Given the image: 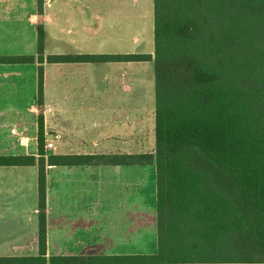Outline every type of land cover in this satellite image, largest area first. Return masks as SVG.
Here are the masks:
<instances>
[{"label":"trees","instance_id":"1","mask_svg":"<svg viewBox=\"0 0 264 264\" xmlns=\"http://www.w3.org/2000/svg\"><path fill=\"white\" fill-rule=\"evenodd\" d=\"M42 1L37 0L39 13ZM0 57L1 64H42ZM46 63L152 62L154 153L0 156L37 168V252L0 264H264V0H153V53L47 56ZM38 68L37 105H43ZM156 177L151 254L48 255L47 167L150 166Z\"/></svg>","mask_w":264,"mask_h":264},{"label":"crops","instance_id":"2","mask_svg":"<svg viewBox=\"0 0 264 264\" xmlns=\"http://www.w3.org/2000/svg\"><path fill=\"white\" fill-rule=\"evenodd\" d=\"M74 5L84 3L43 0L39 13L37 0H0V57L33 56L36 59L37 27H42L44 33L42 64L36 60L32 64L0 63V156L25 155L24 147L17 142L20 138L36 146L39 114L44 117L47 139L51 137L55 147L65 152L59 155H106L92 148L100 141L89 144L80 141L105 136L110 128L108 121L114 118L109 117V113L131 125L134 120L138 123L140 96L133 80L140 62L46 63L47 56L141 55L137 53L139 41L135 36L129 40L122 27H110L102 20L91 24L78 16ZM39 66L43 71L41 108L37 105ZM109 81L112 82L111 92L107 89ZM13 130L17 135H13ZM62 137H76L79 141L69 143L68 139L69 150L65 151V144L60 143ZM86 145L89 148H84ZM59 168L47 167V181L50 172ZM29 198L36 200L29 209L33 212H11V201L21 203ZM48 206L47 197V210ZM37 212V168L0 166V257L12 255L7 250L12 249L13 225L17 229L24 224V230L32 225L33 241L36 240L37 221L32 216H37Z\"/></svg>","mask_w":264,"mask_h":264},{"label":"rangeland","instance_id":"3","mask_svg":"<svg viewBox=\"0 0 264 264\" xmlns=\"http://www.w3.org/2000/svg\"><path fill=\"white\" fill-rule=\"evenodd\" d=\"M76 1L84 3L82 6L74 5L79 17L89 20L91 24L102 20L103 24L108 23L110 27H122L129 40L135 36L139 41L137 53L148 54L153 51V0ZM108 69L111 70V67ZM133 81L140 96L138 123L134 120V125H131V122L121 121V118L109 113V117L114 118L108 121L110 128L105 131V136L86 137L80 142L89 144L100 141L92 147L100 151L99 154L154 153L153 63L140 62L139 69L134 71ZM107 89L113 91L111 81ZM50 124L48 116L49 130ZM12 133L17 135L15 130ZM68 139L60 138V143L65 144V151L69 150L66 146ZM47 140L51 139L46 136V155L65 153L59 151L57 146L55 151L47 149ZM76 140L79 141V138H70L69 143ZM30 142L24 147L25 155L36 153L37 136L36 146ZM84 148L89 147L86 145ZM47 197L48 255H131L155 252L157 210L153 165L61 167L52 170L48 176ZM33 203L36 204V200L33 202L32 198L21 203L11 201V212H33L29 210ZM32 218L37 221L36 215ZM24 226L18 225L16 229L13 225L11 229L12 249L7 250L11 251V256L34 255L37 252V237L35 241L32 237L33 226H26L25 230Z\"/></svg>","mask_w":264,"mask_h":264},{"label":"built area","instance_id":"4","mask_svg":"<svg viewBox=\"0 0 264 264\" xmlns=\"http://www.w3.org/2000/svg\"><path fill=\"white\" fill-rule=\"evenodd\" d=\"M28 142H29V141H28L27 139H25V138H20V139L18 140L19 145H21V146H23V147H27V146H28ZM46 148L49 149V150H52V151H55V150H56V147H55V145L52 143L51 140H47V141H46Z\"/></svg>","mask_w":264,"mask_h":264},{"label":"water","instance_id":"5","mask_svg":"<svg viewBox=\"0 0 264 264\" xmlns=\"http://www.w3.org/2000/svg\"><path fill=\"white\" fill-rule=\"evenodd\" d=\"M48 139H51V137H50V138H48ZM46 173H48V171H46Z\"/></svg>","mask_w":264,"mask_h":264}]
</instances>
